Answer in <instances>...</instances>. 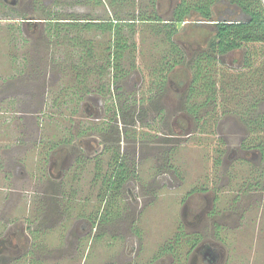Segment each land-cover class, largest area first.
<instances>
[{"label": "rangeland", "instance_id": "374dc122", "mask_svg": "<svg viewBox=\"0 0 264 264\" xmlns=\"http://www.w3.org/2000/svg\"><path fill=\"white\" fill-rule=\"evenodd\" d=\"M56 1L62 4V10L67 11L66 14L70 13L69 16L77 21L90 15L93 19L115 21L119 19L123 23L144 18L149 23L140 25L137 34L130 36L133 43L137 44L136 54L131 57L130 61L134 60L139 70L136 68L129 73V60L126 61L125 68L129 74L117 84L121 91L120 98L117 100L121 102L125 100V103L129 104L127 102L130 90L136 89L140 85L142 77H145V80L154 78L151 73L154 69L160 70L164 52L171 59V46L166 34L169 30L160 29V26H163L162 23L157 22L158 26H156L157 24L150 20L171 19V13L179 0H160L159 3H156V0ZM158 6L160 10H158ZM160 11L161 13H159ZM15 12L16 14L12 17L14 20L9 21L21 20V12L17 10ZM62 15L63 17H60ZM62 15L60 14L56 18L61 19L67 16ZM5 18V13L0 12V89H7L9 96L8 101L5 102L6 106L4 103L0 105V131L10 136L7 138L9 145H19L22 149L25 147L22 154L18 153V157L25 162L27 172L24 180L21 181L24 186L23 191L17 192L19 193L17 197H21L20 205L12 209V212L23 213V220L26 225H30V228L32 225H36L35 211L43 212L41 214L42 222L40 225L38 223V226L44 236L43 247H45V251L50 249L49 253L52 255V260L46 261L45 264H160L159 261L154 262L153 258L157 256L159 246L164 242H172L183 225L180 212L185 199L189 196L187 200L189 211H193L196 204L202 202L198 187L201 183L210 187L207 197L215 199L214 207L217 206L218 217L214 218L213 222L212 218L210 220L205 215L198 228L206 241L214 240V234H216L217 241L225 239V246L223 243H217L223 260L221 264H264V193L256 195L254 192H248L246 197V191H243L240 186L243 173H249L250 167L239 159L236 147H233V150L231 147H227L225 149L226 152L228 151L226 160L229 162L227 159L229 155V159L232 160V168L227 173H223L227 169V165L221 164L220 167L213 170V163L217 158L215 140L217 138L228 139V133H230V136L234 137L233 140L235 139L237 142L243 132L239 122L234 119H223L220 129L215 132H212V126H206L203 131L208 134L202 137H206L207 142L203 141L200 145L196 142V137L167 139V143L162 144V148L167 152L170 148V145L167 144L172 143L173 152L166 158L164 156L163 160L164 162L169 160L170 165L177 170L178 177H175L171 172H162L163 176H160L161 172L159 173L157 170L162 161L163 150L144 147L145 149L142 151L144 155L142 153L140 160L137 159L139 158L137 155L134 157L137 163L138 178L124 189V194L121 196L122 200L118 210L121 212L119 217L125 221L121 224L123 228L121 226L118 227L119 229L113 228V226L111 227L113 223L111 224L109 221L116 217L117 205L109 204L107 206L105 204L103 206V203L97 198V194L101 192V180L96 178V171H94L96 162L94 159H89L90 155L83 154L80 146L87 145L89 150L93 151L97 148L98 143L103 144L111 139V136H107L110 134L108 129L113 127L112 129L116 130L118 128L120 133H117L123 136L125 133L121 131L122 128L132 132L135 126H141V123L146 124L147 115L151 121L155 120L159 104H155L151 108L146 107V111L142 108L141 111L145 117L139 115L140 123L133 115L134 109H132L133 111L124 109L123 113L122 110L119 111L120 115L116 123L111 122L105 125V120H102L101 124H95L98 128L90 134L98 140L94 139V141L88 138L85 140L86 144L83 145L81 135L85 130L94 126L90 116H93V113L98 110L101 112L105 103V100L101 99H97L99 104L91 101V98L96 100L95 97H100L97 94L99 91H92V94L81 101L80 107L70 103L66 107L61 102L57 104L56 108L52 107L55 99L63 98V95L66 94L65 89L69 91L68 87L77 88L79 85L75 72L73 73L69 68L70 65L78 63L79 55L77 53L69 55L68 48H64L65 45L56 47L55 43L48 40V35L44 36L42 33H37L34 37H31L32 35L19 37L17 25L8 23ZM198 18L197 15H193L189 21L191 24L180 26V32L172 36L180 49L181 61L184 59L180 65L176 66L178 68L175 76L187 78L185 85H188L191 78L190 65L197 57L195 54L202 49L201 46L206 45L209 33L208 30L198 29L192 25V22ZM93 35L88 34L87 36ZM96 38L101 42L104 41V37L96 35ZM227 60L233 63L235 57L232 55ZM223 64L225 66V63ZM234 65L239 64L236 62ZM104 79H101L103 85L108 81L106 78ZM95 83L98 87L101 85V81H95ZM115 85L114 94L118 90ZM184 89L180 86V82L176 81L170 89L163 90L162 93H164L157 96L160 97L158 101L166 100L161 122L165 124V133L169 135H172L174 117L184 111L181 109V104L184 105L186 102L185 94H183ZM243 95L244 92L237 98L233 96L228 99L227 109H233L235 104L240 105ZM86 101H89L87 102L89 104L83 105ZM112 116L113 112L105 118L109 119ZM210 133H214V136H211ZM154 135L157 134L152 130L147 139H153ZM53 139L61 143L63 140H66V143L71 140L67 146L64 144L55 150V152L60 150L64 156L69 155L67 165L63 166L64 169H60L65 171L67 168V173L60 181L51 180L48 177L45 146L49 140L53 141ZM1 144L3 142L0 143V149ZM116 145L118 146V144ZM114 146L112 143H108L106 150L109 151ZM120 147L126 151L132 148L131 145L124 142ZM109 153H103L102 164L105 166L109 161ZM62 159L63 156L60 161ZM75 160L77 161L76 165ZM72 161L73 163H71ZM70 163L74 166L70 167ZM0 165L3 167L1 163ZM230 172L231 183L226 185L225 179L230 175ZM109 173L104 168L99 176L110 175ZM54 174L57 175L58 172H54ZM0 177V210H2L5 208L3 204H6L5 198L8 192H6V186L3 185V176L0 175ZM215 177H218L219 181L213 187L212 182L215 181ZM190 195L193 196L190 197ZM45 198H49L50 203ZM250 202L251 205H248ZM8 209L6 208L5 212ZM231 211L234 213L229 216L227 212ZM224 213L225 218L219 217V214L223 215ZM50 215L51 221L47 222L46 216ZM87 216L94 218V227L90 228L88 225L86 231H82L80 230L81 226L79 230L86 233L80 236L78 221ZM101 220L103 224L109 222L111 225L108 223L102 225ZM114 224L119 225L120 223L115 222ZM41 225L45 227L41 228ZM136 228L142 231V239L130 238L131 250L130 254H127L128 236L131 237L133 231L137 230ZM187 230L190 231L193 228L187 227ZM36 231L38 228L35 226L32 232ZM133 254L135 256L131 257L130 255ZM169 261L170 258H164L163 264H169Z\"/></svg>", "mask_w": 264, "mask_h": 264}, {"label": "flooded vegetation", "instance_id": "af4514ba", "mask_svg": "<svg viewBox=\"0 0 264 264\" xmlns=\"http://www.w3.org/2000/svg\"><path fill=\"white\" fill-rule=\"evenodd\" d=\"M62 8H63L62 4H60L56 0H0V12L5 13V16H6L5 20L6 21L8 20L7 21L8 23H15V25H17V27L19 28L18 30L19 37L21 36L23 37L24 35H26L27 37L32 35L31 37H34L35 34L42 33L44 36L48 35V40L50 39L51 43H55L56 47H59V46L57 42L58 33L56 32L55 25H58L59 23L61 24H64V23H85L87 24V23H104V22L108 23L111 21V20H103V19H93L90 15H87L86 18H83L82 20L77 21V19H74L71 16H69L70 13L66 14L67 11L62 10ZM15 10L21 12V16H20L21 20L20 21L19 20L9 21V20H14V18L12 17L16 14ZM158 10H160L159 6H158ZM159 13H161V11ZM172 13H171V18H172ZM60 14L61 15L64 14L67 16L61 19H57L56 17H58ZM60 17H63V15ZM166 20L167 21H164L163 24L170 23V19H166ZM115 23H118V22H115ZM179 24H181L182 26L184 24H191V23L186 22V23H179ZM179 24H178V32H180ZM173 41L176 43L174 38H173ZM201 48L202 49L198 50L195 56H198L200 51L205 50L206 45L201 46ZM232 55L235 57V61L233 63L236 64L237 62V64L239 65L235 66L233 63L227 60V58H229ZM237 56L238 58H236ZM220 58H222L230 68L232 67L237 68L241 66L243 67L244 65V59L241 53L228 54L227 56L220 57ZM177 68L178 67L172 70L171 74L169 75L168 81H167L168 84L166 85H163V86H157V85H151V84L143 85L142 84L143 82L141 80L140 85L136 89L130 90L131 93L129 95V99H128L129 101L127 102L129 104H126L125 100L122 102L117 100L120 98V94H121V91L119 90L117 85L115 86L118 88V90L116 91L115 94L113 92V88H114L113 86L111 89V92L107 96L95 97L96 100L94 98H91V101L93 100V102L95 103H97V99L105 100V103L101 108V112L98 110L96 113H93V116H90V119L93 122L94 126L90 129L85 130V132H83V134L81 135L83 138L81 143L83 145L86 144L85 140H87L88 138L90 140H94V139H96V141L98 140L96 137L90 134L94 133V131L98 128V126L95 124L97 123L101 124L102 120H105V123H104L105 125L111 122L116 123L120 115L119 111L122 110V113H123L124 109L128 111H133L132 109H134L135 111L133 115L135 116L137 122H139L138 121L139 115L141 116L144 115L143 112L141 111L142 108H144V111H146L145 109L146 107L151 108L155 104H159V111H156L155 120L151 121L149 119V116L147 115L148 120H146L147 121L146 124L141 123V126L139 125L135 126L136 129L134 128L132 132L131 131L129 132L127 129L122 128L121 131L125 133V135L123 134V136L122 135L120 136V134L117 133V132L120 133L118 128H116L117 130L116 131V130H113L112 129L113 127H112L108 129L110 134L107 135V136H111V139H108L103 144L98 143L96 145L97 148L94 149L93 151L92 150L90 151L87 145H84L83 147L80 146V149H82L83 154L90 155L89 159L91 158L95 160L96 167L94 171H96V178L98 180L99 179L101 180L100 185L103 186V175L102 176H99V175L104 168L107 169L108 171L109 161H111L110 169L118 168L120 161H122V163L124 164V167L129 169L128 177L122 184V188H121V196H123L124 189H126V187H128L130 184L133 183V181L137 180L138 178L137 163L134 157L137 155L139 157L137 159L140 160L142 153L144 155V152H142L145 149L144 147L146 148L151 147L150 149L159 150V151L163 150V154H161L162 161L160 162L158 166V170H157V172L159 173L161 172L160 176H163V173L165 172H171L172 174L175 175V177H178L177 170L172 165H170L169 160H166L165 162L163 160L164 156L166 158L167 155H170L171 152H173V148H171L172 143L167 144V145H170V148L168 149L167 152L165 151L164 148H162L163 147L162 144L167 143V141L172 139L173 137L184 138V139H190L191 137L193 138L196 137L197 138L196 142H198V145H200L201 142L203 141L207 142V138L202 137L208 134L207 132L205 133V131H203V129H205L206 126L207 127L212 126V132H215V130L217 131V129L218 130L220 129L223 119H234L242 125V128H243L242 135L239 136V139L237 140V142H235V139L233 140L234 137H231L230 133H228V139L217 138L215 140L214 144L216 145L214 146L215 147L217 146L216 147L217 158L214 160L213 170H215L216 167H220L221 164L224 166L227 165L226 166L227 169L223 172V173H227L232 168V160L229 159V155H228L227 159L229 160V162H227L226 155L228 151L226 152L225 149L227 147H231V149L233 150V147H236L235 150L238 153L237 155H239V159L242 162H245L246 164H248V166L250 167L249 173H243L242 182L240 184L242 190L246 191L245 196L247 197L248 192L249 193L254 192L256 195L258 193H261V194L264 193V156H263L264 154L261 148V146L264 144V137L261 134V132H257L254 134L252 133L250 129V125L254 120L262 119V116L264 114V101H261V102L254 101L255 95L254 93H252L254 89L250 88V86L247 85L243 91L244 101L240 103V106L242 108L240 110V114H241L240 116L237 113H233L230 110L229 111L225 110V113H220L216 115L214 111V107H212V105H209L208 108L200 109L197 112H191L189 111L190 105H188L189 102L187 99H188V95H189L190 88H191L190 84L192 80V74H191V78L189 80L188 85H185L187 78H185L186 79L185 80L183 77L179 75L175 76V73L177 72L176 71ZM176 81H179L180 86L185 88L183 91L184 92L183 94H185L186 102L184 103V105L181 104L182 105L181 109L184 111L178 114L176 117H174L172 121V135L171 134L169 135L165 133V130H166L164 129L165 124L161 122V119L163 118V115H164L163 110L165 111L164 102L166 100L162 99V101H158L160 97L158 98L157 96L161 94L163 90L166 91V89H170V87H172V84ZM87 102L89 101H86V103H83V105L89 104ZM112 112H113V116L110 117L109 119H106L105 117L110 115V113ZM152 130L157 135H154L153 139H147L150 136V132ZM211 136H214V133L211 134ZM120 139L122 140V142ZM123 142L131 145L132 147L131 150L129 151L128 150L126 151L125 149L123 150V148L120 147ZM108 143H112L113 145H115L114 148H111L109 151L108 149L106 150V145ZM116 144H118V146ZM105 152L107 153L110 152L109 157H108L109 161L107 162L106 166L102 164L103 163L102 161L104 158L103 153ZM52 153H50V158L48 157V161H47L48 177H50L51 180L57 179V181H60L64 178L65 173H67L66 172L67 168L65 171H61L60 169H64V167L67 165V160L69 158V155H65V156L62 155L60 150L57 152L54 151ZM61 156H63V159L60 161ZM116 158H119V161H118L119 163L117 164H116L117 162ZM74 162L76 165L77 161L75 160ZM226 162L227 164H225ZM71 163H73V161ZM71 163H70V167H73L74 164H71ZM253 167L255 169L254 171L252 169ZM54 172H58V174L56 175L54 174ZM225 176H224V179H225ZM230 176H231V172L229 176H226V179H225L226 185H229L231 183ZM218 181H219L218 177H215V181L212 182L213 187H215V184H217ZM198 187H199V193L201 196L200 201L202 202L200 204L199 203L196 204L195 206L196 210L194 209L193 211H189L188 203H187V200L189 198L188 196L183 202L182 209L180 212V215L182 217L183 225H181V228H182L183 233L191 235V236L193 235L198 243L196 242L195 248L192 250V252L188 255L186 259L184 258L185 256L183 257L181 254L178 257L179 259L178 260L173 254L167 252L166 245L168 242H164L161 246H159L158 253H157L158 257L156 256L153 258L154 262L159 261L160 264H163L164 258L168 257L170 258L169 264H221L223 263L222 262L223 260L221 259V256H220V251L217 248L218 246L217 243L224 244L225 239L221 240L222 242L217 241L216 234H214L213 235L214 240L208 239V241H206L202 235V232L198 228L202 224L203 222L202 218L205 217V215L210 220L212 218L213 222L215 221L214 218L218 217L216 213L217 206L214 207L215 199L213 198L209 199V197H207V194H209L210 192V187L207 186L205 183H201V185ZM250 190H253V191H250ZM128 192L130 193V191ZM193 195H190V197ZM121 196L116 202H112L113 204L117 205V210L120 207V202L122 200ZM97 198H98V194H97ZM99 201L103 203V206L106 204L105 200L101 201V199L99 198ZM132 201H135V199H132ZM248 205H251V202L248 203ZM107 206H106V209H107ZM227 213L229 214V216H231L232 213L234 212L231 211ZM115 215L116 217H114L112 221H109L111 224L113 223L112 225L109 224V222H106L105 224L108 223L109 225H111V227L113 226V228L120 227L121 224L125 222L119 217L121 215L120 210L116 211ZM224 216H225V213L223 215L219 214V217L223 218ZM37 218L35 217L36 220ZM98 219L96 220L98 221ZM40 222H42V219H40V221H36L35 222L36 225H32V228H30L29 225H26L24 221L17 223L16 225L12 227H9L6 219L0 220V224H1V227H0V264H24V263L26 264H45L46 261L50 262L52 260V255H50L49 253L50 249L45 251L46 249L45 247H43L44 241H43L42 235L37 232L36 233L32 232L33 229H35V226L36 228L40 229L38 226V223L40 225ZM78 222H79L78 231L80 230L86 231L88 225L90 226V228L94 227L93 225L94 218L92 216H87L84 218L82 217L80 221ZM102 222L103 221L101 220L100 223L102 225H105ZM115 222L120 223V224L115 225L114 224ZM81 226H82V229H80ZM44 227H45L44 225H41V228H44ZM187 227L193 228V230L189 231L187 230ZM121 228H123V226H121ZM180 232L181 231H178V233ZM85 233L80 231L79 235L82 236ZM130 238L131 239L138 238L141 240L142 231L137 229L135 232L133 231V234L131 235V237L128 236V239H127L128 250H126L127 254H130V250H131L130 248L131 244L129 243V241L131 240ZM184 238L185 237L180 238L181 240L179 242L180 243L179 246L181 247V249H184L183 248L184 243H185ZM223 246H225V244ZM130 256L134 257L135 254L130 255ZM132 264H139V263H132Z\"/></svg>", "mask_w": 264, "mask_h": 264}, {"label": "trees", "instance_id": "16d2710c", "mask_svg": "<svg viewBox=\"0 0 264 264\" xmlns=\"http://www.w3.org/2000/svg\"><path fill=\"white\" fill-rule=\"evenodd\" d=\"M158 2L159 0H156V3ZM193 15L199 18L192 22V25L198 29L208 30L209 33L206 50L200 51L190 65L192 80L187 99L190 105L189 111L197 112L212 105L216 115L230 110L240 116L241 106L235 104L233 109H227L226 102L233 96L234 98L241 96L247 85L254 89L252 91L255 95L254 101H264V0H179L173 10L170 23L163 24L167 20L162 18L150 20L152 23H162L160 29L169 30L166 34L171 46V59L164 52L160 70L154 69L151 73L154 75L153 79L145 80V77H142L143 85H166L172 70L183 62L184 59L181 61L179 57L180 49L172 36L178 33V24L189 22ZM144 24L149 23L144 18H137L125 23L117 19L108 23L55 25L58 45H65L64 48H68L69 55L73 53L79 55L78 63L69 66L70 70L75 72L79 87H68L69 91L65 89L66 94L63 98L55 99L52 107L56 108L60 102L66 107L69 103L80 107L81 101L94 90L99 91L98 95L105 97L115 84H119V81L132 70H136L134 60H130L136 54L137 44L133 43L130 36H135L140 25ZM88 34L94 35L87 36ZM96 35L104 37V41L97 40ZM233 53L242 54L243 67L230 68L220 58ZM128 60L129 73L125 68ZM104 78L108 81L103 85L101 79ZM95 81H101V85L96 86ZM243 101L244 95L241 103ZM250 129L254 134L261 132L264 137V114L261 120L256 119L251 123ZM70 142L71 140L67 143L66 140L62 143L54 139L49 140L48 151H55ZM261 148L264 154V144ZM116 160V164L119 163V158ZM110 166L111 161L108 169L110 175H103V186L98 193V198L101 201L105 200L106 205H113L112 202L120 198L122 184L129 174V169L124 167L122 161L118 168L110 169ZM179 231L182 233L177 232L173 241L167 243L166 248L167 252L173 254L176 259L181 254L186 259L195 248L197 241L193 235L183 233L181 227ZM181 237H185L184 249L179 246Z\"/></svg>", "mask_w": 264, "mask_h": 264}, {"label": "crops", "instance_id": "0c3cea01", "mask_svg": "<svg viewBox=\"0 0 264 264\" xmlns=\"http://www.w3.org/2000/svg\"><path fill=\"white\" fill-rule=\"evenodd\" d=\"M8 97L9 96H8L7 89H4V88H3V90L0 89V105H2V103H4V106H6L5 102L8 101V99H9ZM8 137H10V136H8V135H6V133H3L2 131H0V143L3 142V144H1L2 147L0 149V153H1V159H0L1 162L0 163L3 165V167L0 165V175L3 176V180H4L3 185L6 186V192H8L7 197L5 198L6 204H3L5 208L0 210V220L6 219V221L8 222V226L12 227V226L16 225L17 223L24 221L23 220V218H24L23 213H13L12 209L17 208L18 205H20L21 197H17V195L19 194L17 192H19L21 190L23 191L24 186L21 183V181L24 180V177L27 174V172H26L25 165H24L25 162L23 161V159L21 160L18 157L19 156L18 153L22 154V151L24 152L25 147H23V149H22L21 146H19V145H15V144L9 145L8 140H7ZM28 139H30V138H28ZM48 147H49V144H47L45 146V149H46L45 153H46L47 159H48V157L50 158V153L54 152V151H48ZM42 180H44V179H42ZM9 183H10V185H9ZM32 185H34V184L32 183ZM45 200L48 201V203H50L49 198H45ZM44 203L46 204V202H44ZM6 208H9V209L6 210V212H5ZM42 213H40V211H38V213H37V210L35 211V214H36L35 217L36 218L38 217L37 220L35 219L36 221H40ZM43 217L45 218V215ZM46 217H47V222H50L51 221V219H50L51 215L46 216ZM46 227H48V225H46ZM36 232L40 233L42 235V237L44 238L42 232L39 229ZM36 232H34V233H36ZM43 241H44V239H43Z\"/></svg>", "mask_w": 264, "mask_h": 264}, {"label": "water", "instance_id": "95a60500", "mask_svg": "<svg viewBox=\"0 0 264 264\" xmlns=\"http://www.w3.org/2000/svg\"><path fill=\"white\" fill-rule=\"evenodd\" d=\"M179 26H181V24H179Z\"/></svg>", "mask_w": 264, "mask_h": 264}]
</instances>
